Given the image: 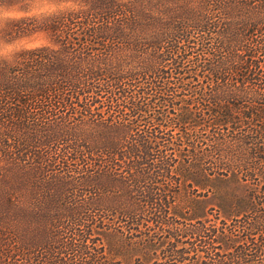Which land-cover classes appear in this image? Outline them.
Instances as JSON below:
<instances>
[{
	"label": "trees",
	"instance_id": "trees-1",
	"mask_svg": "<svg viewBox=\"0 0 264 264\" xmlns=\"http://www.w3.org/2000/svg\"><path fill=\"white\" fill-rule=\"evenodd\" d=\"M87 2L0 29V264H264V0Z\"/></svg>",
	"mask_w": 264,
	"mask_h": 264
},
{
	"label": "clouds",
	"instance_id": "clouds-1",
	"mask_svg": "<svg viewBox=\"0 0 264 264\" xmlns=\"http://www.w3.org/2000/svg\"><path fill=\"white\" fill-rule=\"evenodd\" d=\"M88 8L87 0H25L22 5L5 4L0 0V29L20 21L42 24L57 15L86 12ZM28 50L31 49L21 48L15 42L0 40V63L12 64L20 52Z\"/></svg>",
	"mask_w": 264,
	"mask_h": 264
},
{
	"label": "rangeland",
	"instance_id": "rangeland-1",
	"mask_svg": "<svg viewBox=\"0 0 264 264\" xmlns=\"http://www.w3.org/2000/svg\"><path fill=\"white\" fill-rule=\"evenodd\" d=\"M3 3L5 4H8L6 2V0H2ZM25 3V0H19V4L18 5H22ZM2 40V39H0ZM15 44L21 48L23 47H35V46H38V45H41V44H45V41L41 38V37H38V38H30L28 40H22V41H17L15 42ZM188 218H186L187 220ZM185 225H187L186 227L189 228V221L187 220V222H185ZM192 223V222H191ZM193 224V223H192Z\"/></svg>",
	"mask_w": 264,
	"mask_h": 264
}]
</instances>
